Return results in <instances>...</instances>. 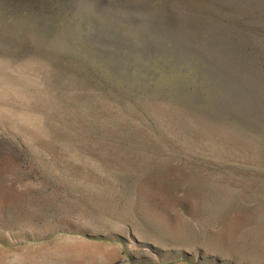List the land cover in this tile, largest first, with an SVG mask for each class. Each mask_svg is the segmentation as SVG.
<instances>
[{
  "label": "rangeland",
  "instance_id": "1",
  "mask_svg": "<svg viewBox=\"0 0 264 264\" xmlns=\"http://www.w3.org/2000/svg\"><path fill=\"white\" fill-rule=\"evenodd\" d=\"M0 264H264V0H0Z\"/></svg>",
  "mask_w": 264,
  "mask_h": 264
}]
</instances>
